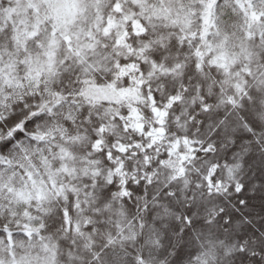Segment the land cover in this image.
<instances>
[{"label": "snow or ice", "instance_id": "6c2138e0", "mask_svg": "<svg viewBox=\"0 0 264 264\" xmlns=\"http://www.w3.org/2000/svg\"><path fill=\"white\" fill-rule=\"evenodd\" d=\"M0 264H264V0H0Z\"/></svg>", "mask_w": 264, "mask_h": 264}]
</instances>
